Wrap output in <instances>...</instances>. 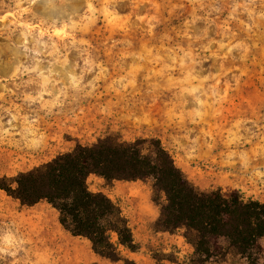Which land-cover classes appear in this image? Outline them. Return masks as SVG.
<instances>
[{
    "label": "rangeland",
    "instance_id": "rangeland-1",
    "mask_svg": "<svg viewBox=\"0 0 264 264\" xmlns=\"http://www.w3.org/2000/svg\"><path fill=\"white\" fill-rule=\"evenodd\" d=\"M108 134L157 137L198 187L264 199V0H0V175ZM86 182L126 217L138 248L125 256L192 264L184 228L155 225L151 178ZM35 228L62 240L43 244ZM92 262L122 264L46 201L0 190V264Z\"/></svg>",
    "mask_w": 264,
    "mask_h": 264
},
{
    "label": "trees",
    "instance_id": "trees-1",
    "mask_svg": "<svg viewBox=\"0 0 264 264\" xmlns=\"http://www.w3.org/2000/svg\"><path fill=\"white\" fill-rule=\"evenodd\" d=\"M89 174L106 181L151 178L152 198L159 204L155 225L169 232L184 228L192 264L220 262L228 253L245 264H264V199L244 197L234 188L198 187L157 137L121 140L108 134L91 144L76 143L30 169L0 175V190L24 205L46 201L62 228L87 239L95 254L122 264H145L122 253L136 251L138 244L119 205L89 189Z\"/></svg>",
    "mask_w": 264,
    "mask_h": 264
},
{
    "label": "bare ground",
    "instance_id": "bare-ground-1",
    "mask_svg": "<svg viewBox=\"0 0 264 264\" xmlns=\"http://www.w3.org/2000/svg\"><path fill=\"white\" fill-rule=\"evenodd\" d=\"M44 220V219H43ZM45 225V224H44ZM48 225H49V223H48ZM43 226V225H42ZM51 226V225H50ZM54 226H55V224H54ZM44 227V226H43ZM55 230V229H54ZM54 230H53V232H54ZM52 231V230H51ZM33 232V234L35 235V237L36 238H39L40 240H42V241H44V243L43 244H45L47 241H46V239L47 240H50V241H52V243L53 242H59V241H61L62 239L60 238V237H57V236H52L51 235V237H53L52 239H49V238H47V237H45V232L43 231V228H35L34 229V231H32ZM52 232V233H53ZM56 232V231H55ZM54 232V233H55ZM59 232V231H58ZM48 233V232H47ZM61 233V232H60ZM57 234V233H56ZM50 235V234H49ZM61 235H63L62 233H61ZM62 237V236H61ZM69 239V238H68ZM49 241V242H50ZM72 241V240H71ZM65 242V241H64ZM38 243V242H37ZM48 244V243H47ZM62 244V243H61ZM67 243H65V245H66ZM69 244V243H68ZM37 245H39V244H37ZM50 245V244H49ZM64 245V244H63ZM64 245V246H65ZM74 245V244H73ZM47 246V245H46ZM55 246V245H54ZM74 246H76V245H74ZM74 246H72V247H74ZM37 247V246H36ZM52 247V246H51ZM61 248H62V250H63V246H60ZM59 247V248H60ZM66 247H67V245H66ZM80 247V246H79ZM41 248V247H40ZM50 248V247H49ZM49 248H46L45 249V251H44V255L45 256H47L48 255V253H49ZM70 249H71V247H69ZM54 249H55V247H54ZM68 249V248H67ZM73 249H79V248H76V247H74ZM33 250V249H32ZM56 250V249H55ZM83 250V249H82ZM38 251V250H37ZM59 251V250H58ZM69 251V250H68ZM66 252V251H65ZM71 252V251H70ZM80 252V251H79ZM72 253V252H71ZM65 254V253H64ZM77 254V253H76ZM86 254V253H85ZM89 254V253H88ZM62 255H63V253H62ZM43 256V255H42ZM66 256V255H65ZM84 257H85V255H83ZM88 256V255H87ZM64 257V256H63ZM89 258V257H88ZM87 257H85V259H88ZM79 259V258H78ZM82 258H80V260H81ZM72 260V259H71Z\"/></svg>",
    "mask_w": 264,
    "mask_h": 264
}]
</instances>
